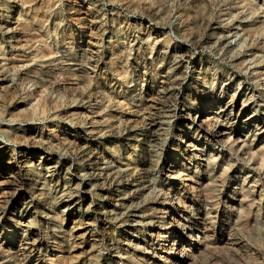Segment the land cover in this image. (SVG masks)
Here are the masks:
<instances>
[{"label":"rangeland","instance_id":"obj_1","mask_svg":"<svg viewBox=\"0 0 264 264\" xmlns=\"http://www.w3.org/2000/svg\"><path fill=\"white\" fill-rule=\"evenodd\" d=\"M0 264H264V0H0Z\"/></svg>","mask_w":264,"mask_h":264},{"label":"bare ground","instance_id":"obj_2","mask_svg":"<svg viewBox=\"0 0 264 264\" xmlns=\"http://www.w3.org/2000/svg\"><path fill=\"white\" fill-rule=\"evenodd\" d=\"M207 127V126H206ZM207 131H208V128H207ZM262 157V156H261ZM208 190V189H207ZM205 193V192H204ZM245 196V195H244ZM183 256V255H182Z\"/></svg>","mask_w":264,"mask_h":264}]
</instances>
